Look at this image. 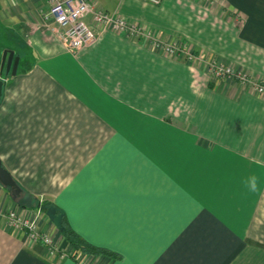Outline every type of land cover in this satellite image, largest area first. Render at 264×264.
Returning a JSON list of instances; mask_svg holds the SVG:
<instances>
[{
  "label": "crops",
  "instance_id": "1",
  "mask_svg": "<svg viewBox=\"0 0 264 264\" xmlns=\"http://www.w3.org/2000/svg\"><path fill=\"white\" fill-rule=\"evenodd\" d=\"M89 1L196 57L90 14L95 41L69 50L43 24L47 0H0L2 49L19 56L2 75L0 160L14 186L0 183V210H41L67 253L0 219V264H264V94L212 78L202 59L264 83V0ZM52 208L116 256L72 257Z\"/></svg>",
  "mask_w": 264,
  "mask_h": 264
},
{
  "label": "built area",
  "instance_id": "2",
  "mask_svg": "<svg viewBox=\"0 0 264 264\" xmlns=\"http://www.w3.org/2000/svg\"><path fill=\"white\" fill-rule=\"evenodd\" d=\"M145 1L152 5H160L163 2V0ZM47 3V10L43 12V24L50 28L69 50H79L95 41L98 34L97 30L85 21V16L90 14L96 25L107 26L133 37H141L147 44L171 56H184L189 60H194L196 57L186 43L176 39L162 38L155 31L109 14L89 0H47ZM202 59H205V64L212 78L231 79L242 85L252 87L259 94H264L263 82L252 79L248 74L219 63L215 59L208 57H202ZM0 219L25 231L32 242L45 246L52 256L64 258L67 255L53 235L54 228L43 229L41 227V220L44 219L41 210L35 213V218L22 216L17 209L6 212L0 210Z\"/></svg>",
  "mask_w": 264,
  "mask_h": 264
},
{
  "label": "trees",
  "instance_id": "3",
  "mask_svg": "<svg viewBox=\"0 0 264 264\" xmlns=\"http://www.w3.org/2000/svg\"><path fill=\"white\" fill-rule=\"evenodd\" d=\"M15 194V193H14ZM53 216L56 215L57 221H54L58 227L59 230L62 234V237L68 241L73 247L75 248V253L72 255V257H76V255L81 252V253H86V254H92V255H110V256H116L115 253L112 251L94 246L88 242H86L82 237L77 235L68 225L65 217L60 215V212L56 209H53ZM45 213L46 211L48 212V209L46 210V207L44 209ZM44 214V213H43ZM47 214V213H46Z\"/></svg>",
  "mask_w": 264,
  "mask_h": 264
},
{
  "label": "water",
  "instance_id": "4",
  "mask_svg": "<svg viewBox=\"0 0 264 264\" xmlns=\"http://www.w3.org/2000/svg\"><path fill=\"white\" fill-rule=\"evenodd\" d=\"M19 64V56L15 55L13 50L4 49L1 58L0 64V100L3 94L4 88V80L2 79L3 73L8 75L10 71H12V76L16 75L17 68ZM0 183L4 186H14L13 178L11 177L10 173L3 167L1 160H0ZM17 193L19 192V188L16 187Z\"/></svg>",
  "mask_w": 264,
  "mask_h": 264
},
{
  "label": "clouds",
  "instance_id": "5",
  "mask_svg": "<svg viewBox=\"0 0 264 264\" xmlns=\"http://www.w3.org/2000/svg\"><path fill=\"white\" fill-rule=\"evenodd\" d=\"M246 186L250 191H256L258 187L257 178L255 176L250 177L246 182Z\"/></svg>",
  "mask_w": 264,
  "mask_h": 264
},
{
  "label": "rangeland",
  "instance_id": "6",
  "mask_svg": "<svg viewBox=\"0 0 264 264\" xmlns=\"http://www.w3.org/2000/svg\"><path fill=\"white\" fill-rule=\"evenodd\" d=\"M5 31H6L5 26L2 24V21L0 19V64H1L2 53L4 50V49H2V46H3L2 35ZM11 73H12V71H10V75H12ZM4 76H5V74H4Z\"/></svg>",
  "mask_w": 264,
  "mask_h": 264
}]
</instances>
